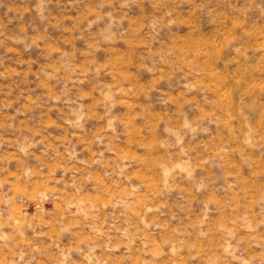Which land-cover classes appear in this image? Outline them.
I'll use <instances>...</instances> for the list:
<instances>
[{
    "label": "rangeland",
    "instance_id": "374dc122",
    "mask_svg": "<svg viewBox=\"0 0 264 264\" xmlns=\"http://www.w3.org/2000/svg\"><path fill=\"white\" fill-rule=\"evenodd\" d=\"M0 264H264V0H0Z\"/></svg>",
    "mask_w": 264,
    "mask_h": 264
}]
</instances>
